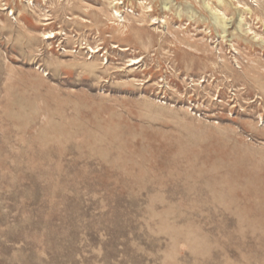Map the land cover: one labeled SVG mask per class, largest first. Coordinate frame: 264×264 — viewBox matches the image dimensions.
<instances>
[{"label":"rangeland","instance_id":"obj_1","mask_svg":"<svg viewBox=\"0 0 264 264\" xmlns=\"http://www.w3.org/2000/svg\"><path fill=\"white\" fill-rule=\"evenodd\" d=\"M0 264H264V0H0Z\"/></svg>","mask_w":264,"mask_h":264},{"label":"bare ground","instance_id":"obj_2","mask_svg":"<svg viewBox=\"0 0 264 264\" xmlns=\"http://www.w3.org/2000/svg\"><path fill=\"white\" fill-rule=\"evenodd\" d=\"M161 4H162V3H161ZM165 6H166V5H165ZM146 7H147V6H146ZM176 14H177V13H176ZM177 15H178V14H177ZM213 15H215V14L213 13ZM214 17H216V16H214ZM217 17H219V16H217ZM236 17H237V15H236ZM213 20H214V19H213ZM222 22H223V21L217 19V23H218L217 25H220ZM236 23H237V22H236ZM236 25H237V24H236ZM223 27H224V26H223ZM223 27H222V29H223ZM220 29H221V28H220ZM220 32H221V31H220ZM224 32H225V31H224ZM50 34H51V33H50ZM45 35H46V34H45ZM46 36L49 37V36H52V35H46ZM43 37H44V36H43ZM135 59H136V58H135ZM131 61H132V60H131Z\"/></svg>","mask_w":264,"mask_h":264}]
</instances>
